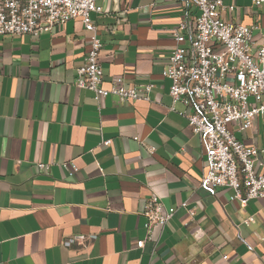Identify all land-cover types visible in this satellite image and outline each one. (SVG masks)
<instances>
[{"label": "crops", "instance_id": "1", "mask_svg": "<svg viewBox=\"0 0 264 264\" xmlns=\"http://www.w3.org/2000/svg\"><path fill=\"white\" fill-rule=\"evenodd\" d=\"M96 4L103 87L115 77L151 84L149 100L122 103L74 85L89 51L79 19L36 38L0 36V264H264V199L241 207L228 188H201L203 145L162 76L172 30L198 11L177 0ZM223 6L225 21L255 27L252 50L264 48V3ZM229 129L264 166V117ZM64 163L78 168L73 178ZM150 198L176 211L137 248Z\"/></svg>", "mask_w": 264, "mask_h": 264}, {"label": "built area", "instance_id": "2", "mask_svg": "<svg viewBox=\"0 0 264 264\" xmlns=\"http://www.w3.org/2000/svg\"><path fill=\"white\" fill-rule=\"evenodd\" d=\"M98 0H0L1 37H38L55 27L79 19L89 35V51L83 65L75 70L74 85L93 92L98 98L116 96L122 103L148 101L151 84L126 87L121 77L103 87V74L98 62L102 43L91 14L102 13ZM198 11L193 19L183 18L172 30L174 46L162 76L171 82L172 104L182 103L190 111L178 112L204 148L205 167L201 188L215 194L217 188H228L241 207L250 200L264 199V166L255 146H246L229 126L239 132L251 128L257 117H264V48L252 50L255 29L225 21L223 0H177ZM256 7L264 0H251ZM231 12L234 7L229 6ZM188 42L189 47H184ZM188 109V110H189ZM110 145L111 141L103 142ZM153 151V149H150ZM261 167V168H260ZM39 169L45 166L38 165ZM68 178L78 168L64 163ZM155 198L145 204V240L152 241L153 230L163 229L175 214ZM193 216L192 211H188ZM253 222L252 218L245 224ZM226 259V257H223Z\"/></svg>", "mask_w": 264, "mask_h": 264}]
</instances>
